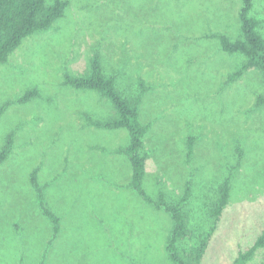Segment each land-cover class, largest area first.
<instances>
[{"label": "rangeland", "instance_id": "1", "mask_svg": "<svg viewBox=\"0 0 264 264\" xmlns=\"http://www.w3.org/2000/svg\"><path fill=\"white\" fill-rule=\"evenodd\" d=\"M54 0H46L48 5ZM63 16L30 35L0 65V264H173L166 246L174 223L129 187L132 167L120 150L125 128L92 125L114 115L93 90L74 89L98 56L102 73L128 97L140 96L147 126L140 155L142 188L152 199L182 206L201 264H232L264 231V76L221 50L217 36L242 38V0H63ZM250 16L264 39V0ZM37 96L17 104L27 91ZM192 146L187 157L188 144ZM58 219L59 231L41 212ZM230 177L229 199L211 216L218 187ZM264 262V249L248 264Z\"/></svg>", "mask_w": 264, "mask_h": 264}, {"label": "trees", "instance_id": "2", "mask_svg": "<svg viewBox=\"0 0 264 264\" xmlns=\"http://www.w3.org/2000/svg\"><path fill=\"white\" fill-rule=\"evenodd\" d=\"M252 4L253 0H242L239 11L242 38L231 41L224 35L217 36L222 51L245 57V62L240 69L229 76V81H233L250 68L257 69L264 76V39L259 32V22L249 15ZM67 5L68 2L63 0H54L50 5L46 3V0H0V65L6 63L8 57L18 48L24 38L48 30L56 20L63 16ZM64 81L74 89L96 91L112 105L114 115L106 121L93 122L92 125L102 129L125 128L128 131L129 144L120 152L127 157L132 167V179L129 187L155 209H163L170 215L174 228L166 251L173 264H201L200 261L207 246V237L191 252H185L178 247V244L189 235L187 216L182 211V206L188 198V189L178 203L171 204L165 202L162 195L157 199L150 198L142 188L144 158L139 152L142 146V137L148 127L140 125L138 121L140 96H126L117 87L113 77L102 73L100 60L96 55L91 58L89 69L84 75L79 77L65 75ZM36 96L37 91L30 90L15 102L23 104ZM10 104L11 102L6 103L0 108V116ZM257 104H264V98H258ZM11 146L12 134H8L5 144L0 150V164L7 159ZM191 154L192 146L189 141L187 157L190 158ZM230 180V177L226 178L218 187V197L211 209L213 218L220 216L228 202ZM30 182L37 192L38 206L42 214L53 225L54 233H58V219L45 209L42 189L36 182V170L32 172ZM259 249H264V231L259 235L255 244L247 251L240 253L232 264H248ZM260 264H264V262Z\"/></svg>", "mask_w": 264, "mask_h": 264}]
</instances>
